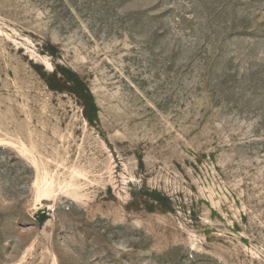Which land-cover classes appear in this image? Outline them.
Instances as JSON below:
<instances>
[{
	"label": "rangeland",
	"instance_id": "rangeland-1",
	"mask_svg": "<svg viewBox=\"0 0 264 264\" xmlns=\"http://www.w3.org/2000/svg\"><path fill=\"white\" fill-rule=\"evenodd\" d=\"M0 264H264V0H0Z\"/></svg>",
	"mask_w": 264,
	"mask_h": 264
}]
</instances>
